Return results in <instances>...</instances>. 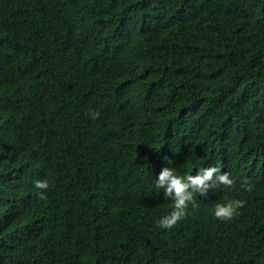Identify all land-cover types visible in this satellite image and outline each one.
Returning <instances> with one entry per match:
<instances>
[{
	"label": "trees",
	"instance_id": "1",
	"mask_svg": "<svg viewBox=\"0 0 264 264\" xmlns=\"http://www.w3.org/2000/svg\"><path fill=\"white\" fill-rule=\"evenodd\" d=\"M214 165L161 228L160 171ZM0 264H264V0H0Z\"/></svg>",
	"mask_w": 264,
	"mask_h": 264
},
{
	"label": "clouds",
	"instance_id": "2",
	"mask_svg": "<svg viewBox=\"0 0 264 264\" xmlns=\"http://www.w3.org/2000/svg\"><path fill=\"white\" fill-rule=\"evenodd\" d=\"M133 77H134V75L131 78H133ZM133 79L137 82H136V86L131 87V93L132 94L133 93L139 94V92L136 91V89L139 90V88H140L142 90L143 87L138 82L139 79H135V78H133ZM108 104H110V103H108ZM95 115H98V113H95L94 116ZM40 120L45 121V118H40ZM86 154L88 157H85V156L81 157L77 167L82 165L85 162H88L90 164V166H94V167L99 168L101 170H107L110 172V174L112 176L106 177V178L110 179L109 181L112 182L114 171L113 170L111 171L108 169V167H107L108 162L97 160L96 156L91 155L89 152H87ZM45 155L50 157L51 160L49 161L48 166L46 168H44L42 170V172L48 171V170L53 171V169H54L53 163L54 162H52V161H55L57 159V157L54 158V157L50 156V154H48V153H46ZM100 156H103V155H100ZM42 172L40 173V176H41ZM85 175H86V173L84 175L78 174L77 176H78V178L80 177V179L84 180V182H85V180H86ZM210 182H213L214 184H222L224 186L230 187L234 184V177H232L231 174L228 172H222L218 165L209 166L206 168H200L196 172L195 175H192V174L178 175L174 168L164 167L160 171L158 179H155V184H156L157 189L162 187L165 191L166 196L171 197V199L173 201V210L169 214L164 215L159 219V221H158L159 226L161 228H165V229H170V228L174 227L187 214L188 206L190 203L193 202L194 193L197 190H206L210 186ZM87 185L89 186V188L85 189L84 188L85 184L80 181V185L78 186L76 193H78L80 195L82 194L84 198L90 199V198L94 197L98 191L100 193L105 188L104 185H99L97 183H95L94 185H89V184H87ZM241 186L246 187L243 184ZM35 187L39 190H46L49 187V182L47 179L37 180V181H35ZM131 187H134L133 183H132ZM247 187H250V186H247ZM247 187H246V190H247ZM38 194L40 195L41 199H43L45 196L44 191H40ZM82 195L80 197H82ZM86 196H88V197H86ZM106 197L110 198L109 194L105 190L104 199ZM132 198H130V199H132ZM80 199H82V198H80ZM245 203H246V201L242 200V199H231V200H228V201L223 202V203H217L214 206V215H215V217H217L219 219H225V220L231 219L235 214H237L238 209L243 207L245 205ZM84 207H85V205L83 202H82V205L77 207L76 212L80 213L81 218H82V215L88 216L85 213H83ZM81 218H80L79 222L81 221ZM239 240L242 242H245L243 239H239ZM212 244L215 246H220V245H223L226 243L222 240V238L219 235H217L216 238L212 241Z\"/></svg>",
	"mask_w": 264,
	"mask_h": 264
}]
</instances>
